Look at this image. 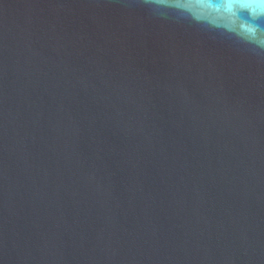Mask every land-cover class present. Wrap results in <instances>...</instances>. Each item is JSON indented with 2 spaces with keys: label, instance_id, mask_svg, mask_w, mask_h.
Returning <instances> with one entry per match:
<instances>
[{
  "label": "water",
  "instance_id": "water-1",
  "mask_svg": "<svg viewBox=\"0 0 264 264\" xmlns=\"http://www.w3.org/2000/svg\"><path fill=\"white\" fill-rule=\"evenodd\" d=\"M0 264H264V0H0Z\"/></svg>",
  "mask_w": 264,
  "mask_h": 264
}]
</instances>
